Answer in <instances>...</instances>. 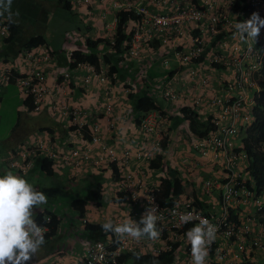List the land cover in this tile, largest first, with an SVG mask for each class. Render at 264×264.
<instances>
[{"label": "built area", "instance_id": "1", "mask_svg": "<svg viewBox=\"0 0 264 264\" xmlns=\"http://www.w3.org/2000/svg\"><path fill=\"white\" fill-rule=\"evenodd\" d=\"M83 1L88 2L89 0ZM235 1L140 0L136 4L132 2L123 3L122 1L114 2L116 8H133L137 15H139V19L134 21V26L130 30L133 31V34L128 44L129 48L125 53L126 57L143 59V56H146L150 51L149 47L156 42L158 45L156 48L159 53L163 52L166 57L171 53L175 55L179 62L178 65L188 70L190 80L195 87L206 86L210 82V76L205 71L206 62H218L219 60H225L224 57H228L240 66L242 72L237 79V85L240 88L239 95L236 97L231 96L230 93L236 88L234 84H229L228 92L211 102L212 108H216V110L211 111L209 116L218 129L211 132L209 137L201 139L198 146V151L202 156L207 157L212 154L218 159H225V166L228 170V181L226 183L221 182L219 185L217 182L206 180L202 185V190L206 192H209L213 187H224V191L221 193V213L213 214L212 212L205 211L197 204L195 199H184L168 208H163L157 201L156 197L157 192L160 190V184L154 183L152 179H147L143 166L150 162L154 157L155 151L159 149L161 139L159 117H161V114H151L142 120L141 128L143 133L145 135H156L157 138L149 147H144L135 153L125 148L122 154L119 155L117 149L107 145L104 137H102L101 124L94 123L93 127H91L92 143L98 145L104 153V156L95 158L93 162L98 165L103 163L109 164L114 161L119 162L120 170L122 171V180L119 184L120 191L131 193L132 198L135 200L142 199L147 208L153 206L157 208L156 215L159 217L157 228L160 231L161 241L165 242L167 247L169 242L180 241L184 244V227L192 223H198V220L189 224L180 223L179 217L183 213L192 212L199 217L209 219L217 228L216 236L218 237L221 233L225 235L226 241L217 245L218 247H216L214 255L208 257V264H234L241 259V256H247L249 253L248 245L246 244L247 240H242V238L252 237L254 233V225L246 223L245 227H240L239 229L234 226L230 220L229 205L239 192L246 193V195H251L254 192L247 189L242 181L243 173H247V171L241 172V169H237L239 159L245 158L247 155L245 151L236 152L235 148L236 138L239 136L240 131L243 128H247L254 120L252 115L254 101H249L247 106L248 95L244 86L248 81L249 73L245 74L242 65L254 62L250 68H260L264 50L261 46L257 47L256 43L249 42L251 43L250 51L249 43L243 44L239 41H234L233 37L229 35L228 39L219 43L218 48L222 51L221 54L217 53L212 57L208 54L205 60L198 61L212 38L220 32L224 30L228 32L229 29L234 28L235 23L246 21L254 12L259 13L260 17L264 19V0H248L254 3L252 10L248 12H244L243 8L236 9L234 6ZM241 16L244 18L239 20ZM204 24L206 25L204 26ZM196 29H200L201 33L194 36L193 33L196 32ZM8 34L9 28L5 23L0 22V38H5ZM114 42L115 37L113 36L112 43L114 44ZM171 46L173 47V51L168 52L167 50ZM49 58L47 50L27 51L24 55L23 65L27 74L18 80V86L25 95L33 96L35 110H40L46 102L47 97L51 95L45 73V65ZM83 70V75L85 76H83V79L80 76L84 87L98 85L103 89L104 98L108 101L106 105L108 129H112L115 126V120L111 116L113 112L111 98L113 84L109 76L110 68L107 66L101 69L93 64H86ZM10 74V69L5 70L0 83L8 82ZM177 75H173L171 78L164 77L155 82L157 89H160L159 91H161L162 95L172 102L179 99L181 94L177 87ZM65 76L69 77L70 74L66 73ZM124 91L128 93L129 90L126 89ZM195 104L199 108H202L205 104L209 105L203 95L196 98ZM53 107L54 110L60 108L63 113L67 114L71 123L79 127L76 131L80 133V129L84 124L82 115L85 113L79 107L69 103H64L61 107L56 104ZM165 120L167 121V119L163 121ZM31 147L43 150L45 156H49L57 161L62 156L65 163H68L72 157L79 155L81 152V149L77 148L73 149L70 154L64 155L63 152L58 151L56 143L49 134L39 136L38 141H34ZM89 149H93V145ZM21 153L25 161L31 154L24 151ZM86 156L89 157L88 155ZM33 163L32 161L24 163L15 161L12 163V166L24 171L27 167L33 165ZM239 186H241V189L238 188ZM255 204L256 212H260L261 217L264 219V194L256 196ZM109 220L114 224L123 222L122 219L113 217ZM260 228L264 231L263 224L260 225ZM43 230L45 231L46 229L43 228ZM145 241L146 238L140 241L125 238L117 242L115 235L110 233L105 238L99 237L88 240L85 243V249L81 258L56 264H119L122 254L138 253L139 249L145 244ZM249 241L256 246L261 245V241L257 239H249ZM185 249L189 250V247L185 246ZM174 259L170 264H191V247L184 257H175ZM28 264H33L32 260Z\"/></svg>", "mask_w": 264, "mask_h": 264}, {"label": "crops", "instance_id": "2", "mask_svg": "<svg viewBox=\"0 0 264 264\" xmlns=\"http://www.w3.org/2000/svg\"><path fill=\"white\" fill-rule=\"evenodd\" d=\"M52 1H55V4L63 7V5L60 4L59 0H12V12H19V16L14 17V19H16L17 24L19 25V34L21 33L20 36L27 35L25 33L33 31L29 28H35L36 25L39 23L40 15L42 13L41 11H37L36 6L41 3L40 7L43 10L42 7H44L48 2ZM66 1H69L71 3L70 6L72 12L76 13L77 15H81L82 18L87 19V22L85 24V29H87V33H85L86 36L83 37L85 42L88 39L96 40L100 38H105L107 39V41H109L113 36L117 34L118 25L116 24L115 20L117 17L118 10L114 7L115 0H92V3L86 4H80L77 0ZM242 18L244 17L241 16V19ZM112 25L115 26V28H113ZM205 25L206 24H204V26ZM25 26L29 28H26ZM133 26L134 21H128L126 31L129 32V30H132ZM21 27H23V32H21ZM39 27L45 30L44 25ZM79 31L81 32L82 30L80 29ZM44 35L46 36V33H44ZM230 35L233 37L234 41L242 42L236 32L230 33ZM261 37H264V30L260 32L259 40L261 39ZM78 39H82V36L80 35ZM69 44L70 47L68 49L63 47V49L66 51V57H54L52 60L48 61L45 66L47 83L53 93L51 94L52 96L47 99L46 104L44 105L42 110L38 112L29 110L28 107L25 105L22 96L20 97L19 102L23 104V108L26 111V114L24 115L25 119L22 122H28L29 119H32L33 121H35V126L31 125V128H27L26 126L28 125L21 126L22 122L19 123L18 121L13 130L15 134H17V136H15L16 138L13 140V143L8 144L9 147H11L12 149L14 148L11 154L16 155L17 153H21V151L24 149L26 152H33L34 147H31L30 144L34 141H38V136H42L43 133H49L50 136L53 138V141H55L57 148H61L62 151H64L69 146L79 145L80 138H78V135H75L70 131V127L72 125L71 121L69 120V116L63 113L60 108L58 110H53V106L55 104L61 107L62 104L69 103L71 105L79 107L83 111V113H85L82 115V120L85 122L86 125H92L95 122H99L104 126L107 125L108 121L106 105L108 101L106 98H104V92L97 87L88 90V92H86L85 94H82L79 92V87L81 86V78L76 76L77 73L70 72L71 77L68 79L69 82L66 81V79L63 77V74L70 70L67 55H71L74 50L78 49L75 40H71ZM10 45L2 40L0 41V78L2 76V71L6 66H13L14 68H17V70L22 69L21 55L19 53L17 55L14 54V52L18 50V44L12 43ZM105 45V43H100L98 45V48H103L102 50H104ZM43 46L45 47L46 45ZM153 46L158 45L156 44V42L153 43L149 47L150 51L146 56H143V59L138 57H126L125 55V58H122L120 55L119 64L122 65L121 71H127L129 74L136 73V71H138L136 77L146 79H151V74L161 76L165 75L166 73L163 71L164 68L161 65L162 57H160L158 53L152 49ZM7 49H9V52H7ZM79 49L83 50L85 54L89 53L90 51L84 45L82 46V48ZM106 49L108 50L107 54L112 57L114 55L113 52L110 51V48ZM167 51L172 52L173 47L171 46V48H169ZM5 55H8V59L6 61ZM161 55H163V52L161 53ZM101 59V64L107 63L104 60V56ZM153 71L155 72L153 73ZM205 71L211 73V76L213 78L211 85L207 88H205L204 85L198 87L193 86L187 69H183L179 72L177 83H179L178 89L179 92H181L180 98L175 102H165L163 105L164 109L170 108V111H172L170 112L171 115L174 116L173 118H171L172 124L175 118L181 117V114H183L181 111L182 107L188 106L189 104L193 105V95L198 92H203L205 96L209 98L212 97L214 93H217L221 89L222 85L225 83L224 79H231L233 74V70H231L230 74V71H228L227 68L225 70H216L211 66H206ZM142 74H144V77H141ZM157 77L158 76L154 77V79H156ZM147 81H143V79H141L138 88H141L140 86H144V90H146V86H148ZM119 84L120 83H118V85L113 84L112 87L111 98L113 112L111 116L115 120V126L111 129L107 136L110 138V142H115V144H117L118 146L126 145L128 147L133 148L134 150L141 149V147L145 146V143L142 142L141 127L137 126L136 129L134 128L135 123L137 124L136 115L138 116V114L133 109L132 101L128 97L127 92L124 91L123 83L121 85ZM151 87L154 88L155 85H151ZM12 88L18 89L16 85H4L3 92L0 94V109L6 106L8 100L13 97H11V94H9ZM19 115L20 114L18 113V116ZM31 116L35 117L31 118ZM45 128L52 129V132L50 133L46 130H43ZM185 128V125L183 123H180L179 125L177 124L175 129L172 130L176 132V136L174 138L175 141H173L172 144L175 151L170 147V152L172 151V155L170 153L166 154H169L171 157H175L176 166L174 167L180 169V172H182L183 174L184 168L179 167L180 164H178V162L180 161L179 155L181 153V150L189 151L187 146L185 147L186 144H189L186 138ZM85 141L86 145H88V141ZM183 142L185 143L183 144ZM119 149L121 150V148ZM9 158H4L3 162L9 161ZM210 158L211 159H198L199 167L196 168V173H199V175H197L193 179L194 186L192 187V189L189 185V178H187L186 176H182L184 192L179 196V198L180 200H191L193 199L192 194H194L195 190L197 196L200 197V201L205 204L207 210L210 207V209L213 211H220V198L218 196L220 193L214 190L209 195H205L199 188V184L201 182L200 178L204 177L203 174L210 173L212 176L219 175V178L223 179H225L226 177V174L223 173L224 160L217 161L212 157ZM63 159L64 158L60 156V159L58 161H53L52 165L55 171V175L50 176H56V182L58 184L62 183V193L60 194V197H58V201L59 199L61 200L59 201L61 205H53V210L49 208L43 209L51 210L60 215L62 217V223L58 229L57 235L52 237L50 240H46L45 245L38 252L37 256H34L32 258L33 264H56L79 259L81 258L84 252V245L87 242L86 240L89 238L95 239L100 236L98 233L88 232V230L85 229V224L83 223V219L80 217L79 213L71 207V201L75 196L66 198V201L62 199L61 195H63V192H66V190L72 191L73 193L77 192V194L79 192L81 194H85L87 192L85 189L89 190L100 188L103 195V206H94L93 210L89 212V204H87L86 219L90 220L93 223L107 222L110 218H112L111 216H113V218L122 219V221L132 220L138 223L141 217L146 213V210L143 207L144 202L142 201V199L139 200V202L136 201V203L131 204H119L114 202L118 188L116 183H114V180L112 179L114 176L110 166H106L105 170L97 169L96 172L84 174L82 173V175H79L77 170L75 168L70 169L71 166H67V164L63 162ZM170 162H173L172 165L174 164V161L171 160L169 161V163ZM238 166L239 168H245L246 166H248V163L246 160H242L241 162H239ZM6 169L7 167H0V176L5 174V172L7 171ZM151 169L152 167H149L147 165L143 166V170L148 176V178L153 179V181L155 182L162 176V174L158 173L153 175ZM13 170L15 174L26 178L29 183H31L34 187L37 188V190H41L40 188L43 186V183L40 180L43 176L46 175V173L42 171L41 162L38 158L35 159L33 165L27 167L24 171L20 169ZM245 176H247L246 173L243 174V178L246 179L247 177ZM62 179L65 182H62ZM187 181H189V183H187ZM232 208L242 209V214L255 212L254 202L249 198H247L246 201H235V203L232 204ZM36 214L37 212H34V216ZM67 216L68 219L66 218ZM256 228L257 230H259V225H257ZM164 244L165 242L161 241L160 237L155 241H150L146 239L145 244L139 249L138 253H140L141 255L147 253L156 254V250L163 249ZM249 260L255 264H264V251L257 249L255 251L254 257ZM150 261L152 262V260Z\"/></svg>", "mask_w": 264, "mask_h": 264}, {"label": "clouds", "instance_id": "3", "mask_svg": "<svg viewBox=\"0 0 264 264\" xmlns=\"http://www.w3.org/2000/svg\"><path fill=\"white\" fill-rule=\"evenodd\" d=\"M77 1L80 4L81 3L82 4L83 3L84 4L92 3V0H89L88 2H84L83 0H81V1L77 0ZM115 1H122L123 3L132 2V3L136 4L140 0H138V1H133V0H115ZM11 6H12V0H0V18H6L9 23H16L17 21L14 19V17H18L19 16V12L17 11L15 13H13ZM116 9L118 10V12L121 11V10H134L135 11V9H133V8L128 9L126 7L116 8ZM118 12H117L116 20H115L117 25H118ZM134 21H136V20H134ZM262 28H264V19H262L260 17L259 13H255V12L246 21L237 22V23L234 24V29H235L236 34L239 36V39L242 42H244V43L254 42V43H256L257 47H259V46L262 47L261 43L258 40ZM2 39L3 38H0V41ZM212 40H213V38H212ZM242 42H240V43H242ZM257 42H259V45H257ZM210 43H209V45H210ZM156 47L157 46H153L152 49L154 51H156L160 57H162L161 65L164 68L163 71L167 75H168V72H172V74L174 76L176 74L179 75V72L182 71L183 69H185V68L180 67L179 65L171 66L170 63H169V58H168L169 54L167 55V57L164 54L161 55V53H159L157 51ZM104 48H105V51L99 54L101 58L105 54L108 53V50L106 48H110V51H112V49H111L112 47H110V46L105 45ZM262 49L264 50V47H262ZM43 50L45 51L47 49L44 46H41V47L37 48V50H35V51H43ZM249 50L251 51V43H249ZM25 53L26 52H24L21 55V57H22V64L21 65H22V67L24 69L23 70L24 72H25V67L23 65V59H24ZM208 54H209L210 57H212L213 55H215L217 53L215 52V49H213V50H209ZM206 57L204 58V60L206 59ZM224 59L227 62L225 60H222V61L219 60L218 62H211V63L206 62V66H209V67L211 66V67L215 68L216 70H221V69L225 70L227 68L228 71H230V74H231V70H233L232 78L231 79L230 78L224 79L225 83L222 85L221 89L217 93H214L212 95V97H210V98L205 96L203 94V92H198L195 95H193L194 103H195L196 98L200 97L201 95H203L205 97V101H207L209 103V105L205 104V106H202V108L197 107L196 104L194 106V108L197 109V110L198 109H204V114H203L204 116L203 117L205 119L210 117L209 115H210L211 111L213 112V111L216 110V108H212V103L211 102L214 99H216V98L224 96L228 92L229 84H234L235 85L234 87L236 88L235 90H232V92L230 93L231 96L236 97V96L239 95V92H240V88L237 85L238 76H240L241 72H242L241 69H240V66L235 64L228 57H224ZM214 63H220V64L222 63V64L225 65V68L216 67V66H214ZM252 63H254V62H250L248 64H243L242 65V68H243L245 74L249 73L248 74V81L244 85L245 88H246V91H247V95H248L247 106H248V102L249 101L250 102L254 101V104L252 106V115H253V119L254 120L248 125V127L256 119L255 118V114H254V108H255V106L257 104L258 97H260V95H261L260 81L262 79H264L263 76H262V72H261L262 69L264 68V55H263V59L261 61L260 68L259 67L257 69L250 68ZM89 64H91V63H89ZM107 66L110 68V72H112L111 66H110L109 63H104V64L100 63V66L99 67L96 66V67L104 69ZM7 69H10L11 73H12V70L14 69V67L13 66H6L4 68V70L2 71V74ZM66 73H68V74H70V73L69 72H65L63 74V77L66 79V81H68V79L71 77V74H70L69 77H66L65 76ZM74 73H76V72H74ZM206 73L210 76V82L205 86V88H207V87H209L211 85L212 79H213L212 76H211V73H208V72H206ZM142 75H144V74H142ZM167 75L166 76L165 75H162V76L160 75L156 79H153V81H158V80H160L161 78H164V77L168 78ZM10 77H11V74H10ZM21 77H23V76H20L19 79ZM78 77L81 78V76H79V75H78ZM1 78H2V76H1ZM1 78H0V80H1ZM82 79H83V76H82ZM82 79L80 81L81 86H83ZM220 79H222V78H220ZM18 80H17V85H18ZM9 81H10V79H9ZM250 83H252V84H250ZM6 84H8V82H4L3 83V85H6ZM178 84L179 83H177V87H178ZM155 85L157 86V84H155ZM97 87L99 89H101L98 85L97 86L94 85L92 87H86V88L88 90H90L92 88H97ZM19 89H20V87H19ZM49 89H50V87H49ZM126 89L127 88H125V86H124V90H126ZM101 90L103 91V89H101ZM156 90H157V94L158 95L160 94L161 97H164L162 95L161 91H159L160 89L156 88ZM129 91H128V93H129ZM20 92H21V95H22L23 99H25V97L29 96V95H25L22 91H20ZM52 93L53 92L51 90V94ZM51 96L52 95H49L47 97V99L49 97H51ZM47 99H46V101H47ZM177 100H179V99H177ZM171 102L172 101H169V103H171ZM45 104H46V102L44 103V105ZM44 105L42 106V108L44 107ZM42 108L40 110H35L34 98H33V109L31 111L38 112V111H41ZM167 109L170 110V108H167ZM53 110H54V108H53ZM155 113L161 114L160 111L153 110L149 115H151V114L153 115ZM161 119H163L162 114H161V117H159L160 129L162 130V132L160 130V134H161L160 145H159V149L155 151L154 155L162 154V155H165V157H166L167 156L166 153H170V147L175 151L173 146L168 147L166 149V151H164V152H162V149H161V142L163 140L164 135L165 134H171L170 127L172 126V122L171 121L169 122L167 118H165V119H167V121L165 120L166 122L165 121L162 122ZM107 121H108V119H107ZM95 123H99V122H95ZM93 124L92 125H88L90 130H92L91 127H93ZM71 125H72L70 127L71 133H74L75 135H78V138H80L79 145L69 146L64 151H62L61 148H58L59 149L58 151L61 152V153L63 152V154H70L73 149H77L78 148V149H81V152H80L79 155H76L75 157H72L70 159V161L68 163H66L67 166H71L70 169L75 168L77 170L78 174L82 175V173L84 174V173L96 172L97 169L98 170L99 169L100 170H105L106 166H110V168H111V164L117 162V164L119 166V171L121 173L120 174V178L121 179L119 178L120 180H118L114 176V174H113L114 177L112 179L114 180V183H116V185H117V188H118L117 192H124V191H120V189H119V184H120V181L122 180V171L120 170L121 167L119 165V162L118 161H114V162H111L109 164H104L103 163L101 165H98L95 162H93L95 158H97L99 156H104V153L101 151V149H100V147L98 145H94L92 143V139L88 140V139H84L83 138V129L86 126L85 122L83 124V127L80 129V133L78 131H76L77 128H79V127L73 125L72 123H71ZM241 127H243V126L241 125ZM108 128H109L108 127V123H107L106 126L101 124V129L100 130H101V133H102V137H104L105 142L107 143V145H109L111 147L113 146L115 149H117V152H118L119 155L122 154L123 149H125V148L131 150V152H133V153H135L136 151L140 150V149L134 150L133 148L128 147L126 145L125 146L124 145L123 146H118L117 144H115V142H110L109 141L110 138L107 136V134H109L111 129H108ZM247 128H243L240 131L239 136L236 138V148H235L236 152L237 151L238 152H241V151L244 152L245 151V150H240V149L243 147L242 146V138L245 136V132H246ZM211 132H213V131H211ZM43 134H49V133H43ZM141 134H142L141 135L142 142L145 143L144 147H147V146L149 147L152 144V142L157 138L156 135H147L146 136L143 133L142 128H141ZM91 135H92V133H91ZM207 137H209V135ZM197 139L198 138H195V140H197ZM85 140L88 141L87 142L88 145H86V141ZM200 140H201V138L199 139V141L194 142L193 145L191 144V142H189V144L187 145L188 149L189 148L193 149L194 151H196V153L193 152L190 155H187V154H185V152L183 150H181V153H180L181 159L179 158L180 161L178 162V164H180V166L183 167V168L184 167H189V168L192 167V169L194 171H196V168L199 167L198 159H207V158L211 159L210 157H212L213 159H215L217 161L218 160H224V163H223L224 172L223 173L226 174L225 179L219 178V175L212 176L210 173H206V174H203V176H204L203 178H200L201 182L199 184L200 190L205 195H209L214 190H216V191H218L220 193L218 195L219 198H220L219 199V210L220 211H217V210L213 211V210L210 209V207H209L208 210H206L209 213L212 212L213 214H218V213H221V209H222V206H221V193H223L224 187L223 188L213 187L209 192H206V191L202 190V185L204 184V182L206 180L217 182L219 185H220L221 182H223V183L225 182L226 183L228 181L227 180L228 179L227 178L228 170L226 169L225 159L224 158H219L218 159L215 156H213L212 154L210 156H207V157L202 156V154L198 151V146H199ZM81 143H83V144H81ZM31 145H32V143L30 144V146ZM92 145H93V149H89ZM144 147H141V149L144 148ZM119 148H121V150ZM22 151H24L26 153L25 150H22ZM86 155H88L89 157H87ZM15 156H21L22 162H20V160L17 158L15 160L11 161V163H10L11 167H13L12 163L15 162V161H19V163L31 162V161L34 162L36 158L49 157V156H45L44 155V151L39 149V148L35 149L34 152H31L30 156L28 157V159L26 161L23 160L22 153H17ZM183 158H185V159H183ZM151 160L147 164V166H149V167H151L150 166ZM242 160H246L247 161V157L239 159V162H241ZM53 161H54V159H53ZM168 161H169V159L167 160V162ZM247 163H248V161H247ZM171 165H172V163L170 162V166ZM173 165L176 166L175 163ZM216 165H217V163H216ZM238 165H239V163H238ZM13 168H15V167H13ZM237 169H241V172H243L244 170L247 169V166L245 168H239V166H237ZM151 170H152L153 175L158 174V173L162 174V176L157 181L154 182L153 179H152V181L154 183H159L160 184V190L157 192V197H156L157 201L159 202L158 195H159V192L161 191V188H162L161 182H162V178L165 176L166 173L162 172L160 170V168H152ZM181 174H182V176H185L186 174H188L187 178H189L190 183H189V181H187V183H189V185L190 186L192 185V187H193L194 186L193 185V179L196 177V175H194L195 176L194 177L192 172H189V173L187 172L186 173L185 169H184V174L182 172H181ZM246 174H247V176H245V177H248V173H246ZM197 175H199V173H197ZM147 179L150 180L151 178H148V176H147ZM245 180L246 179L243 178V176H242L243 183H244ZM250 190L254 191L255 193L252 192L251 195H246L242 200L246 201L247 198H249V199H251L254 202V207H256V204H255V198L257 196L256 195V190L253 187L250 188ZM127 193H129V192H127ZM129 194L131 195V193H129ZM80 195L82 196L83 194H79V196ZM116 195H117V193H116ZM192 195H193L192 196L193 199H195L194 194H192ZM179 196L176 197V200H177L176 203L178 201H181ZM131 197H132V195H131ZM133 200H134L133 203H136V201L139 202V200H135V199H133ZM238 200L239 199L236 196L231 201V203L229 205V211L232 208V204L235 203V201H238ZM47 203H48V196L43 191L37 190V188L34 187L31 183H29V181L26 178H24V177H22V176H20L18 174H14L10 170L6 171L4 175L0 176V264H28V262L30 260H32V258L34 256H37L38 252L42 249V247L46 243L45 234L44 233L47 231V227H42L41 225H39L36 222V220H34L33 216H34L35 209H37V208L39 209L42 205H46ZM159 204H160V202H159ZM202 204H204V203L202 202ZM143 207L145 208L146 213L141 217V219H140V221L138 223L135 222V221H132V220H125L122 223H115L114 224L111 220H109L107 222H104L101 225L102 230L104 232H106V233L114 234L115 237L117 238V242H120V241L124 240L125 238H131V239L136 240V241H140L141 239H145V238L150 240V241L157 240L160 237V231L157 228V221L159 220V217L156 215L157 208L154 207V206L147 208L145 204H143ZM247 215H248V217L250 216L251 218L250 219H246L245 222H244V225L246 223L254 225V228H253V232L254 233H253L252 237L250 236V237L242 238V240H245V239L247 240L246 244L248 245V252L249 253L245 257L241 256V259L239 261L235 262L234 264H245V262H247L249 259H252L254 257V253H255V251L257 249L264 251V243H263L264 242V235H263L264 231L261 228H259V230H257V228H256L257 224L260 227L261 224L264 225V222H261L255 216L256 212H252V213L250 212V213H247ZM111 217H113V216H111ZM179 220H180V223H182V224H189V223H191V222H193L195 220H198V223H196V224L192 223V224L186 225L184 227V231H185V238L183 239L184 244H182L180 241L179 242H169L168 243V247L164 244L163 249L156 250L157 253L156 254L153 253V255L158 256L159 254H161L163 252H172L171 259H169V261L167 262V264H170L171 261L175 257H177V258L184 257L187 254V252L190 250V247H191V264H208V257L214 255V253L213 254L210 253V249L215 247V250H216V247H218L217 245L219 243H222L223 241H226V239L224 238L225 235L221 233V235H219L217 237L216 236V233H217L216 226L213 225L209 221V219H207L205 217H199V216L195 215L192 212L181 214L180 217H179ZM83 223L86 226V223H93V222H91L90 220L86 219V217H84ZM43 228H45L46 230L44 231ZM257 233H259L260 236H256ZM107 236H108V234L106 235V237ZM99 237H97V238H99ZM97 238H95V239H97ZM100 238H102V237H100ZM90 239H92V238H89L86 241H88ZM249 239H257V240H259V241H261V245H259V246L254 245L253 243H251V241H249ZM176 243H179V247L177 249H174V245ZM185 246L189 247V250H186ZM84 247H85V245H84ZM232 248H235V247H232ZM134 255L136 256L137 259H139L141 254L140 253H134ZM174 260H176V259H174ZM152 261H153L152 264H158V260H152ZM67 262H70V261H67ZM119 264H121V262Z\"/></svg>", "mask_w": 264, "mask_h": 264}, {"label": "trees", "instance_id": "4", "mask_svg": "<svg viewBox=\"0 0 264 264\" xmlns=\"http://www.w3.org/2000/svg\"><path fill=\"white\" fill-rule=\"evenodd\" d=\"M60 4L63 5L67 10L71 11V3L66 0H59ZM254 3L249 2L248 0H236L234 2V6L236 9L243 8L244 12H248L252 10ZM37 8V7H36ZM43 12V11H42ZM76 14V13H75ZM77 15V14H76ZM42 14L40 15L41 18ZM139 19V15L134 10H121L118 12V32L115 35V42L112 43L111 40L107 41L105 38H100L96 40L88 39L84 44H81V41L77 43L78 49L74 50L71 55H67V60L69 61V68L70 72L77 71L76 76H85L84 73V65L86 64H94L97 67L100 66L101 57L100 53L105 51L101 48H98V45L100 43H105L107 46L112 47L113 56L110 57V55L105 54L104 60L110 64L112 72L109 73L110 80L112 84L121 85L123 83V86L125 88L129 89V93H127L128 97L132 101V106L135 112L138 114L136 115L137 119V126H141L143 118H146L153 110H158L162 114L163 118H167L168 121H172L171 118L174 116L171 115L169 109L163 108V105L158 102L159 98H163L162 100L164 102H168L169 100L165 97H161L157 94V86L155 85L156 81H153L154 77L160 76V75H153L151 74V79L146 78H139L136 77L138 71L136 73L129 74L127 71L122 72V65L119 64L120 55L122 58H125L124 55L126 51L129 48V41L131 40V36L133 34V31H126L127 22L132 20ZM3 20V21H2ZM16 20V19H15ZM239 20H241V17H239ZM0 22H5L7 27L9 28V34L2 39L7 44L17 43L18 44V50L14 52V54H20L22 55L24 52L27 51H34L37 50V48L46 45L45 48L47 49L49 53V60H52L54 57L57 56H63L66 57L65 54H59L56 49L51 48L50 44L48 43L46 36L44 33L35 32L32 33V31H29L27 35L20 36L19 34V25L16 23H9L6 18H0ZM26 27V26H25ZM27 28V27H26ZM227 30H224L217 34L215 37H213V40L211 41L210 45H208L205 48V51L203 52L202 56L198 59L199 62L203 61L204 58L208 55L209 50L215 49L216 53H222V51L218 48L219 43L224 41L225 39L229 38L230 33H235V29L231 28L226 32ZM21 32H23V27H21ZM46 33V32H45ZM201 33L200 29H196V32H194V36ZM19 34V35H18ZM259 40V38H258ZM260 43H262L261 39L259 40ZM259 42H257V45H259ZM81 46L87 47L90 51L89 53L85 54L83 50L79 49L82 48ZM11 46V45H10ZM7 52H9V49H7ZM1 56V55H0ZM1 58V57H0ZM8 59V55H5V61ZM214 66L216 67H222L225 68L224 64L220 63H214ZM80 69V70H79ZM23 67L21 70H17V68H14L11 73L10 81H8V85H17V80L20 76H25L27 74V71L25 69V72L23 71ZM24 72V73H23ZM155 71H153L154 73ZM262 76L264 78V68L262 69ZM71 74V73H70ZM117 75V78H116ZM167 75V74H165ZM172 72H168V78L172 76ZM141 77H144V75H141ZM143 79V81H147L146 90H144V86L139 87L140 80ZM118 80V81H117ZM7 85V84H6ZM151 85H155V87H151ZM261 85V95L257 99V104L254 108V114H255V121L246 129L245 136L242 138V148L240 150H245L247 155V173L248 177L244 181L245 186L247 189L254 188L256 190V195H262L264 194V150H263V143H264V79L260 81ZM120 87V86H118ZM150 87V88H149ZM4 85L3 83H0V94L3 92ZM143 88V90H142ZM79 92L82 94H85L88 92V89L84 86L79 87ZM149 89V90H148ZM18 90L21 91L18 87ZM25 105L28 107L29 110L33 109V96L29 95L28 97H25L24 99ZM188 105V104H187ZM195 103L189 104L188 106H184L181 108V111L183 114H181V117L175 118L173 121L172 126L170 127L171 134H165L163 137V140L161 142V149L162 152L166 151V149L170 146H172L173 141H175L176 132L172 131L176 128L177 124L183 123L185 125V134L186 138L188 139V142H191L193 145L194 142L199 141L201 138H205L209 135L211 131H216L218 128L217 126L211 121V118L205 119L203 116L204 109H195L194 108ZM176 110V109H175ZM107 112V110H106ZM174 115V114H173ZM163 122V119H161ZM43 130H46L48 132H52V129L45 128ZM147 136V135H146ZM83 138L84 139H92L91 130L89 129V126L86 125L83 129ZM195 138H198L195 140ZM123 146V145H121ZM244 148V149H243ZM238 152V151H237ZM167 154V153H166ZM41 162V168L42 171L46 173L48 176H54L55 171L53 169V159L50 157H40L38 158ZM167 157L162 154H156L151 160L150 166L152 168H160V170L165 174V176L162 178V188L158 195V200L160 202V205L163 208L171 207L176 203V197L183 194L184 192V186H183V180H182V174L180 172V169H177L174 167V165H169V162H167ZM181 167V166H179ZM112 172L114 176L120 180V171L119 166L117 162L111 164ZM120 178V179H119ZM241 189V186L238 187ZM87 192L83 194L84 196H79V194H76L75 197H73L71 201V207L76 210L80 217L84 219L86 217L87 212V204L89 203L88 199L85 197H91L93 201V205L95 207H102L103 206V195L100 190V188L95 189H85ZM246 196V193H240L237 195L239 200H242ZM194 197L196 199L197 204L204 208L206 211L205 204H202L199 197L196 194V191L194 190ZM256 199V198H255ZM114 202L116 203H133L134 200L132 199L131 195L129 193L125 192H117V195L114 199ZM205 206V207H204ZM256 212V207H255ZM230 220L234 224V226L239 229L240 227H245L244 222L246 219H250L251 217L247 214H242V209L240 208H231L230 210ZM261 222H264V219L261 217L260 212H256L255 215ZM34 220L41 225L42 227H47V231L45 234V240H50L52 237L57 235L58 229L62 223V217L58 215L57 213L51 211V210H40L34 217ZM103 223H86L85 228L88 230V232L91 233H98L100 237L105 238L106 235L109 233H106L102 230L101 225ZM258 225V224H257ZM192 226V225H191ZM247 234V233H244ZM255 236V235H254ZM256 236H260L259 233L256 234ZM179 247V243H176L174 245V249H177ZM215 252V247L210 249V253L213 254ZM172 252H163L159 254L158 256L153 255L151 253L142 254L140 255V258L137 259L134 253H125L120 256V262L121 264L124 263L127 259L133 258L137 262H143V261H149V260H158L162 262L161 264H167L169 259H171ZM245 264H254L251 261L245 262Z\"/></svg>", "mask_w": 264, "mask_h": 264}, {"label": "rangeland", "instance_id": "5", "mask_svg": "<svg viewBox=\"0 0 264 264\" xmlns=\"http://www.w3.org/2000/svg\"><path fill=\"white\" fill-rule=\"evenodd\" d=\"M40 6H41V3H39L36 6L37 11L39 12L41 11L42 13L39 23L36 25L35 28L34 27H31V28L27 27V28L33 30L32 32H43V33L46 32V39L48 43L50 44L51 48L56 49L61 54L66 53L63 47L68 49L70 47L69 43L71 42V40L73 41L75 40L76 43L81 41V44L85 45L86 42L83 39V37L86 36L85 33H87V29H85V24L87 22V19L82 18L81 15H76L74 12L67 10L65 7H61L55 4V1L48 2L44 7H42L43 10L41 9ZM42 24L44 25L45 30L39 27V26H43ZM80 29L82 30L81 32L79 31ZM80 35L82 36V39H78ZM261 41H262L261 45L264 47V37L263 38L261 37ZM79 46L82 47L81 45ZM168 58H169V63L171 66L178 65L179 62L173 53L169 54ZM9 94H11V97L13 96L12 97L13 99L10 98L6 106L0 109V117H1L0 118V167L1 166L7 167L6 169L7 171L10 170L15 174L13 169L16 170V168L10 167V162L17 158L20 160V162H22V158L21 156H15L11 154L14 148L12 149L11 147L8 146V144L14 142L13 140L16 138L15 136H17V134H15L13 130L15 128V125L18 123V121L19 123H21L25 119L24 115L26 114V111L23 108V104L19 102V99L22 96L21 92L17 88H12ZM158 102L161 103L162 105H164L165 103L162 100V98H159ZM18 113L20 114L19 116H18ZM33 117L35 116H31V118ZM31 125L35 126V121H33L32 119H29L28 122L21 123V126H26L27 128L28 127L31 128ZM136 127H137V124L135 123L134 128L136 129ZM22 133H25V132H22ZM184 143L185 142H183V144ZM186 146L187 144L185 145V147ZM183 151L187 155H190L193 152L196 153V151L190 148H189V152L187 150H183ZM166 157L169 159V161L172 160L176 164L175 157H171L169 154ZM4 158L6 159L9 158V161L3 162ZM179 158H180V155H179ZM184 169L186 173L192 172L193 176L194 175L197 176L196 171H194L192 167L191 168L184 167ZM187 175L188 174H186L185 176L187 177ZM55 177H50V176L45 175L41 178L40 181L43 183V186L40 188L41 189L40 191H43L48 196V203L46 205H42L39 209L38 208L35 209V212L43 210L44 208H49L53 210L54 209L53 205L55 204L61 205V203L59 202L61 200L59 199L58 201V197H60V194L62 193V183L58 184L55 180ZM62 182H65V181L62 179ZM190 188L192 189V185L190 186ZM76 194L77 192L73 193L72 191L66 190V192H63V195H61V197L63 200L66 201V198L75 196ZM78 194H81V193L79 192ZM85 197L89 201L88 204H89V212H90L94 208L93 201L91 197H87V196ZM66 218L68 219V216ZM152 262L150 260L143 261V262H137L135 261V259L129 258L122 264H152ZM158 264H160L159 261H158Z\"/></svg>", "mask_w": 264, "mask_h": 264}]
</instances>
